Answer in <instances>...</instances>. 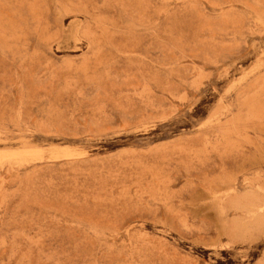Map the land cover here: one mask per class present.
I'll use <instances>...</instances> for the list:
<instances>
[{"label":"rangeland","instance_id":"1","mask_svg":"<svg viewBox=\"0 0 264 264\" xmlns=\"http://www.w3.org/2000/svg\"><path fill=\"white\" fill-rule=\"evenodd\" d=\"M264 0H0V264H264Z\"/></svg>","mask_w":264,"mask_h":264},{"label":"bare ground","instance_id":"2","mask_svg":"<svg viewBox=\"0 0 264 264\" xmlns=\"http://www.w3.org/2000/svg\"><path fill=\"white\" fill-rule=\"evenodd\" d=\"M261 212L264 213V205L255 208V210L253 211V214H258V213H261Z\"/></svg>","mask_w":264,"mask_h":264}]
</instances>
